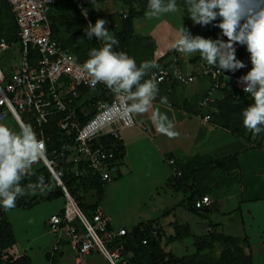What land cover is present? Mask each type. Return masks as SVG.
Returning <instances> with one entry per match:
<instances>
[{
    "label": "built area",
    "instance_id": "1",
    "mask_svg": "<svg viewBox=\"0 0 264 264\" xmlns=\"http://www.w3.org/2000/svg\"><path fill=\"white\" fill-rule=\"evenodd\" d=\"M6 1L14 17L17 39L0 38V59L15 44L19 45L20 58L17 73L5 74L0 66V123L11 118L18 126L31 125L46 145V158L33 167L40 164L47 167L63 191V208L47 222L49 231L56 237L49 252L50 262L67 245L74 253V264H85L92 252L102 255L108 264H131L122 245V238L131 230L115 228L100 204L87 214L62 180L69 176L78 181L98 180L106 184L118 177L121 132L129 126L123 115L128 101L114 95L103 84H97L95 88L88 86V78L79 69L83 63L71 49L54 38L47 13L50 6L71 3L86 24H95L88 7L110 0H96L95 4L92 0ZM85 9L87 18L82 15ZM123 17L126 18L127 13ZM171 52L169 63L163 61L166 54L158 55L155 61L159 68L150 70L147 77L158 80V86L188 85L195 81L196 76L186 72L181 63L183 54ZM243 61L248 68L235 74H220L201 58L197 59L198 76L211 83L198 102L199 109L212 108L229 90L244 94L236 81L251 65L248 55ZM204 120L208 121L209 117L205 116ZM53 127L61 136V145L50 153ZM167 162L171 177H181L177 160L168 158ZM212 204L208 195L195 201L199 210ZM209 232L216 233L217 230L210 227ZM152 233L159 235L157 226Z\"/></svg>",
    "mask_w": 264,
    "mask_h": 264
},
{
    "label": "rangeland",
    "instance_id": "2",
    "mask_svg": "<svg viewBox=\"0 0 264 264\" xmlns=\"http://www.w3.org/2000/svg\"><path fill=\"white\" fill-rule=\"evenodd\" d=\"M139 1L140 0H131V2L128 3L129 5H127L128 11L131 9L139 10ZM91 7L93 8V6L88 7L89 12ZM94 8L97 14L101 15L103 18H110L107 28H113V36L115 35V38L119 41L118 46H114V50L127 52L129 56L136 60L138 65L141 61L152 60L149 51H153V42L150 38L133 39L130 33H125L123 38L120 37L124 29L127 28L125 25H122L124 19L122 18L120 20L122 9L119 0L99 3L94 5ZM180 13L183 14V12ZM49 16V21L53 27L55 36L66 43L79 59H84L88 56L90 49L99 48V41H96L94 37L90 41L84 35L83 30L85 25L80 21L74 9L70 7H59L51 10ZM183 17L180 15L175 22L182 23L184 27H186L188 23H192L191 21L183 19ZM114 20H119L120 24L115 25ZM142 21L140 30H153L157 32L163 30L164 21L158 22L157 19L144 21L143 18ZM12 24L13 20L11 19L8 7L4 3H0V36H11L14 33V25L12 27ZM108 30L111 35V29ZM195 30L197 29L193 26L189 31H191L193 35H197L198 33L201 35L203 34V30L200 27L197 30L198 33ZM162 38H164L163 35H160V39ZM100 42L102 44L104 43L103 41ZM239 47L242 46H237L236 57L241 59L239 52H237ZM242 48L243 55L245 53L248 54L244 47ZM19 58V45H12L0 59V66L3 72L5 74L17 73ZM184 87L185 86L179 85L176 88V96L184 95ZM92 94L95 93L93 92ZM91 96L93 95H90V97ZM172 99H174V97H172ZM236 99V102L239 103H247L251 100L250 97L242 96H238ZM197 100L198 99H196L195 102H197ZM195 102L194 100L191 103L184 102L182 107L190 114L198 115L202 119L208 116V122L212 126L217 127L216 123L218 122L216 121V115L219 114V107L202 110L201 113H199L195 106ZM134 115L135 118L139 119L140 114ZM239 117H241L240 114L233 116L230 122L233 123V120ZM3 123L13 130H18L19 128L11 118H8ZM133 129L135 128L133 127ZM174 131L176 134L178 133L176 130ZM183 135H185V132ZM244 135L249 137L257 136L258 139L264 142V131L260 134H254L245 129ZM170 138L174 141L176 135ZM136 142L138 145L128 146L127 156L126 154L124 156L123 168H121L123 175L113 182L114 185L106 183L109 185L106 187L104 185L102 186V197L100 190L95 188L87 189L79 185H74L71 190L69 189L72 194L76 196L81 205L93 206L100 203L102 204L103 202V208L105 207L106 210H109V212L111 211V215L115 218L122 220V224H125L126 227L129 226L128 220H134L133 222L136 220V222L139 221L140 223H146L148 220L154 219H161L163 222L170 219L173 220L169 225L164 224V226H161L159 223L163 231L161 234V245L163 251H165L169 257L176 259L193 258L194 264H231L232 261L236 262L248 257L249 248L247 240L243 243L237 241L229 242L224 239L215 240V236H209L208 240H205L206 236L203 235L206 234L209 221L204 222L203 218L197 213L189 212L183 206L178 205L181 199L184 200V196L186 197L184 191H178L176 196L174 193L171 194L168 190L165 191V188H163V180L160 179L159 174L161 175L166 171L170 172L168 164L165 161L162 162L160 158L159 160L156 159L148 150L145 141L138 139ZM149 166L152 170L156 171L155 174L151 172L152 170L149 169ZM36 169L37 168L33 167L31 170L32 173H34ZM37 180L38 179H35L33 174H31L25 177L21 183L26 186ZM57 185L59 184L56 180L53 183H44L42 188L35 194L28 193L17 198L23 201L26 207L38 203L32 208H13L7 211V218L12 223L15 231L18 248L13 247L3 253L7 255L4 257L5 261H15L20 257L17 251L18 253L19 251L23 253V250H26L34 264H49L46 253L52 250L55 244V237L49 232L46 222L52 215L60 212L64 206V199L63 195L53 200L45 199L49 197L51 193H57L59 191ZM58 187H60V185ZM113 188H116V190L111 191ZM155 188L159 191L158 194H156L157 191ZM99 200L100 202H98ZM174 221H178L180 224L184 225L185 230L179 227ZM220 234L221 233H219V235ZM204 241H208L211 244L210 250L202 251L199 249V245ZM226 252L229 253L231 259H223ZM74 260V253L69 248H65L64 255L60 258L58 257L54 264H71ZM85 264L108 263L101 255H94L87 258ZM146 264H150V262L148 261Z\"/></svg>",
    "mask_w": 264,
    "mask_h": 264
},
{
    "label": "clouds",
    "instance_id": "3",
    "mask_svg": "<svg viewBox=\"0 0 264 264\" xmlns=\"http://www.w3.org/2000/svg\"><path fill=\"white\" fill-rule=\"evenodd\" d=\"M184 11L193 25L201 28L211 26L219 29L215 38L193 35L180 26L178 37L171 44L173 51L185 56L198 55L208 66L220 74L248 68L236 57L237 46L248 53L251 67L237 78V84L251 98V103L241 112V126L260 134L264 131V0H181ZM95 4L96 0H92ZM177 0H147L145 16L158 19L177 12ZM87 18V10L82 11ZM182 15V16H183ZM105 19L89 22L83 32L88 40L93 37L103 41V46L89 50L88 59L79 66L88 78L87 84L95 88L103 84L114 95L123 97L128 103L123 115L128 124L133 114L145 113L159 93V81L145 78L150 70L158 69L155 60L141 61L139 65L127 52L116 51L119 41L111 36L105 27ZM167 103V97H160ZM2 119V117H0ZM152 122L158 133L176 135L173 122L165 114L156 110ZM46 158V145L29 124H21L18 130L0 123V209L15 207L18 197L35 194L45 183L40 176L34 183L23 185L25 177L33 174L32 168Z\"/></svg>",
    "mask_w": 264,
    "mask_h": 264
},
{
    "label": "crops",
    "instance_id": "4",
    "mask_svg": "<svg viewBox=\"0 0 264 264\" xmlns=\"http://www.w3.org/2000/svg\"><path fill=\"white\" fill-rule=\"evenodd\" d=\"M120 5L122 9L121 20L123 14L128 13V6L123 2H120ZM177 5L178 8L176 13L167 14L157 19L158 22L164 21L163 30L160 32L140 30V24L143 22L142 18L144 21L149 20L145 14L143 17L133 21V35L136 36V38H150L153 42V51H149L152 60L157 59L158 55L163 53L166 54L163 61L169 63L172 57L171 54H173V52H171V44L178 37L180 26L182 25L184 27L182 23L175 22L176 19L181 15V17L184 16L183 19L191 21L186 12L184 15L180 13L184 11V5L181 0H177ZM90 13L94 17L95 22L97 19H105L108 22L110 20V18H103L101 15L97 14L94 6L93 8L91 7ZM114 24L118 25L120 21L114 20ZM107 25L108 23L105 25L106 28ZM193 26L197 30L200 27L188 23L185 28L187 29L188 27V30H190ZM107 29H111V36H113V28ZM197 30L195 31L197 32ZM203 34L201 35L198 33L197 35L203 36ZM160 35H163L164 38L160 39ZM199 58L200 57L195 54L192 56L183 55L181 57V63L185 71L196 76L195 81L189 83V85H182L185 86L184 95L176 96V88L180 84L158 86L159 93L148 110L140 114L139 119L135 118L134 114L131 116L132 123L121 132V149L123 148V156L119 158V173L114 181L118 180L123 175L121 168H123L125 154L127 156L128 146H137L138 143L136 141L138 139L145 141L148 150L156 159L159 160L160 158L162 162L165 161L168 164L167 159L174 158L177 160L178 166H189L191 170L193 169L195 171V177L197 176L198 179H201L202 183L198 191L200 195L210 196L213 204L204 210L194 211V213L200 215L204 222L209 221V227L207 229L209 230L211 227L217 230L216 234L221 233L227 237L236 239L238 242L243 243L247 240L249 253L252 257V264H264V142L258 139L257 136H234L227 130L212 126L200 116L190 114L182 107L184 102L191 103L193 100L195 102L196 99H198L197 102H195V106L199 113H201L202 110L199 109L198 102L210 88V81L201 78L197 74L198 64L196 61ZM160 97H167V103H162ZM172 97H174V99H172ZM156 110L165 113L173 122L174 130L178 132L174 141L170 137L156 131L151 119L153 112ZM133 127L135 129H133ZM184 132L185 135H183ZM235 154H238V169H234L230 172H225L220 169H207L204 171V166L207 164L208 159H223ZM149 169L152 170L150 166ZM151 172L154 174L156 173L155 170ZM159 177L163 180V188H165V191L168 190L171 194L174 193L176 196L178 191L170 184L171 169L170 172L166 171L161 175L159 174ZM113 182L109 184H113ZM109 184H105L104 186L106 187ZM114 190H116V188L111 189V191ZM156 191V194H158L159 191L157 189ZM182 191L186 193V197L184 196V200L181 199L178 205L188 210L189 203L187 200H189L191 192L187 189ZM100 205L104 206V203L102 202ZM103 209L112 225L116 228L120 226L118 228L125 227L132 230L141 224L139 221L136 222V220L135 222H133L134 220H128L129 226L126 227L125 224H122V220L111 215V211L109 212L105 207ZM155 220H159L161 226H164V224L169 225L173 221L170 219L163 222L161 219H154L148 220L147 222ZM174 222L185 230L184 225L180 224L178 221ZM207 229L206 234L203 236L208 234L209 231ZM14 247L18 248L17 242ZM65 248L69 247L65 245L62 251L52 258L51 262L49 257L50 251L47 252L46 257L49 264H54L58 257H62L65 253ZM23 251V253L20 251L18 253L17 251V254L19 256H29L26 250ZM94 255L100 254L92 252L87 258ZM103 259L106 261L104 257ZM74 261L71 264H74Z\"/></svg>",
    "mask_w": 264,
    "mask_h": 264
},
{
    "label": "trees",
    "instance_id": "5",
    "mask_svg": "<svg viewBox=\"0 0 264 264\" xmlns=\"http://www.w3.org/2000/svg\"><path fill=\"white\" fill-rule=\"evenodd\" d=\"M120 2H123L125 5H129L128 3L131 2V0H119ZM0 3H4L10 12L11 19L13 20L12 27L14 25V33L11 36H6V35H1V37L7 38L9 41L16 40V32L17 28L15 25L14 17L11 12V9L7 3L6 0H0ZM146 3L147 0H140L139 5L140 9L139 10H129L127 13V17L124 18L123 24L125 25L127 29H124L123 33L120 35L121 38L125 36V33H130L132 38H136V36L133 35V21L137 18L143 17L145 14V9H146ZM59 7H70L75 10V12L78 14L79 19L81 22L84 23L86 26V22L82 19L80 13L78 10L71 4V3H60L54 6H50L47 9L48 13V18L49 13L51 10L59 8ZM124 15V14H123ZM95 23V20H94ZM52 32H53V27L51 25ZM204 30L203 37H211L215 38L219 32V29L213 28L211 26H208L206 28H202ZM126 31V32H125ZM54 38H56L58 41H60L64 46L69 48V46L64 43L60 38L55 36L53 32ZM115 37V35H114ZM95 39V37H94ZM96 40V39H95ZM97 41V40H96ZM99 47H102L103 44L99 41L98 43ZM121 46V44H120ZM70 49V48H69ZM239 52L241 60L243 61L244 58L248 54L243 55V48L239 47L237 50ZM81 62L84 63L87 59L88 56H86L84 59L80 58ZM145 78H148L147 76ZM161 87V86H159ZM242 96V97H249L248 94H238V92L229 90L225 92V97L219 101L215 106L213 107H219V114L216 115V123L217 127H220L224 130L229 131L232 135L234 136H244L245 128L241 126V117L238 119L233 120V123L230 122V119L233 116H237L240 114L241 110L246 107L249 103H251V100L247 103H239L237 101V97ZM212 107V108H213ZM53 133V138L51 142L49 143V151L50 153L54 150V148H58L60 144V139L61 136L57 132L56 127H53L51 130ZM123 156V148L120 149V152L118 154V157L120 158ZM180 170L182 172L181 177L179 178H172L170 177V184L171 186L176 190V191H182V190H188L191 192V196L189 197L188 203L189 207L188 210L190 212L194 211H201L195 207V201L200 198L203 195H200L198 189L199 186L201 185V179H198V177H195V171L189 168L187 165H182L179 166ZM204 171L207 169H220L225 172H230L234 169L239 168V161H238V154H235L233 156L223 158V159H208L207 164L204 166ZM36 171L33 173V177L35 179H39L40 176L44 177L45 183H53L55 182L54 177L51 175L47 167H45L43 164L38 165ZM207 173V172H206ZM64 183L66 184L68 190L72 188V186H77L79 185L80 187L83 188H95L99 189L101 192V197H102V186L105 185L98 180H80L78 181L77 179L69 176H65V178H62ZM57 188L59 191L57 193H51L49 197H47L45 200H53L55 198H59L63 195V191L60 187ZM69 190V191H70ZM71 192V191H70ZM72 194V192H71ZM73 195V194H72ZM76 197V196H75ZM101 200V198L99 197ZM100 200L98 202H100ZM38 203H34L30 205L29 207H26V205L23 203V201L17 199L15 203V207L13 208H32L33 206L37 205ZM192 204V205H190ZM96 205L93 206H86V205H81L82 209L87 213L90 214L94 209ZM11 208V209H13ZM8 210H3L0 209V264H33L32 260L29 256L27 255H22L20 256L17 260H4V256L7 250L11 249L12 247L15 246L16 244V239L14 235V231L12 228L11 223L9 222L7 218V212ZM157 226L158 227V236L153 235V228ZM162 229L161 226L159 225V220L155 221H149L147 223H141L135 228L131 230V233L126 235L125 237L122 238V245H123V251L125 254H127L130 258V263L131 264H146L148 261L150 264H194V259L193 258H173L169 257L165 251H163V247L161 245V234H162ZM209 236H215V240H220L224 239L225 241L229 242H236V239L232 237H227L222 234H216V233H208L205 237V240L209 238ZM146 240L147 244H143V241ZM238 242V241H237ZM202 244L199 245V249L202 251H207L210 250L211 244L208 241L201 242ZM249 248V245H248ZM224 260L231 259L229 257V253L226 252L224 257ZM231 264H252V257L251 254L249 253L248 257H245L243 260H239L236 262H231Z\"/></svg>",
    "mask_w": 264,
    "mask_h": 264
}]
</instances>
